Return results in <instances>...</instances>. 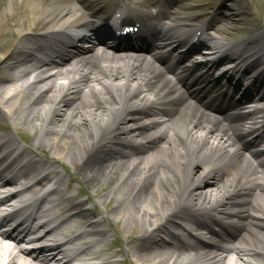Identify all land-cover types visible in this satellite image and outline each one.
I'll return each instance as SVG.
<instances>
[{"label":"bare ground","instance_id":"bare-ground-1","mask_svg":"<svg viewBox=\"0 0 264 264\" xmlns=\"http://www.w3.org/2000/svg\"><path fill=\"white\" fill-rule=\"evenodd\" d=\"M186 1L174 14L176 22H188L189 14H182ZM92 5L91 0H0V118L13 131L0 134V154L11 158L21 144L15 133L21 134L30 143L15 157L16 163L26 161L14 181L49 170L42 181L56 178L52 195L62 199L56 230L28 244L39 243L37 250L22 246L35 232L26 220H19L17 212L1 218L0 252L8 255L3 264H70L75 257L82 264L90 259L102 264H264V151L255 155V168L241 153L254 143L264 150V129H257L264 110L247 113L249 125L242 129L235 126L236 118L218 114L223 118L217 119L205 112L204 107L221 110L200 106L199 94L190 92L202 90L198 78L177 77L175 86L164 69L140 59L89 54L60 61L54 49L61 45V32L84 22L80 7L105 14L104 0ZM222 8L213 10L211 26ZM233 12L225 13V21L243 14L241 3ZM258 42L264 43V36L227 45L228 51L240 52L229 59L252 72L250 83L236 81L238 75L222 78L236 81L234 87L245 88L246 95L264 98V71L259 72L264 67L258 70L264 49L254 47ZM203 69L210 74L215 65ZM240 70L238 66L235 72ZM244 136L255 139L242 143ZM10 169L0 170V181L5 173L12 174ZM59 170L64 177L58 178ZM72 177L87 192L106 182L86 198L104 208L100 214L62 190ZM27 189L26 194L39 190ZM49 216L48 224L57 220L52 210ZM74 219L85 226L78 235V228L68 225ZM215 224L220 232L212 229ZM201 228L216 238L204 240L196 233ZM56 231V237H69L66 245L74 246L73 251L48 247L46 238ZM84 235L90 240L81 241ZM114 237L113 243L103 244Z\"/></svg>","mask_w":264,"mask_h":264},{"label":"rangeland","instance_id":"rangeland-1","mask_svg":"<svg viewBox=\"0 0 264 264\" xmlns=\"http://www.w3.org/2000/svg\"><path fill=\"white\" fill-rule=\"evenodd\" d=\"M207 1L214 2L215 4L214 6L216 7L221 4L222 5L224 4L223 10L225 11V13L230 12L231 14L234 13L233 9L237 8V5H239L240 3L242 5L243 14H237L236 21H230V20L225 21V18H224L223 20L225 22L219 26H216V30L219 32V34L223 38L226 37L228 38V40H232V41L246 38L245 36L250 31L249 29L254 30L255 27L257 28L259 33L264 32V0H193L192 2L190 1L192 4L191 6L192 8L190 10L195 11L197 13L203 12V11H199V9H204L205 6L202 3H205ZM2 74H3L2 70L0 69V75ZM8 124L9 122H6L5 120L0 119V130L4 131L3 129H5V127H8ZM67 172L69 175H72L71 169H69ZM64 176H65V173H64ZM103 183H106V182H103ZM103 183L102 184L98 183L91 188H87L88 192L87 190H84V191H86L87 195L90 194L92 197H94L95 191L97 192L102 187ZM67 184H69L70 188L72 189L71 191L68 190V193H67L68 195H74L75 188L83 189L84 187L83 185L79 183L78 179L74 177H72V179L66 178L65 183H64L65 188L67 187ZM108 188L110 189L111 187L109 186ZM207 191L208 190H206V192ZM56 198H58V196H56ZM78 200L83 201L85 200V197L83 196L81 198H78ZM79 201H76V202H79ZM92 206L96 208L95 210H93V212L96 211V212H99V214L104 209L102 208V206L95 204V201H90L89 203L85 205L84 208L91 209ZM56 211H58V209H56ZM69 224H68L69 227H72V228L76 227L80 231H83L85 229V227L79 226V223L76 221V219L70 221ZM86 240H90V239L86 235H84L81 241L85 242ZM114 240H115V237L113 238V241ZM111 241H112L111 239H108L104 241L103 244L104 243L109 244ZM96 247H100V244L94 245V249H93L94 251H97L99 249Z\"/></svg>","mask_w":264,"mask_h":264}]
</instances>
